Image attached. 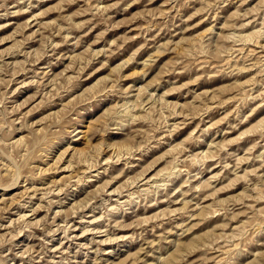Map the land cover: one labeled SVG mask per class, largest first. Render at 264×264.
<instances>
[{
  "label": "rangeland",
  "instance_id": "374dc122",
  "mask_svg": "<svg viewBox=\"0 0 264 264\" xmlns=\"http://www.w3.org/2000/svg\"><path fill=\"white\" fill-rule=\"evenodd\" d=\"M0 264H264V0H0Z\"/></svg>",
  "mask_w": 264,
  "mask_h": 264
}]
</instances>
